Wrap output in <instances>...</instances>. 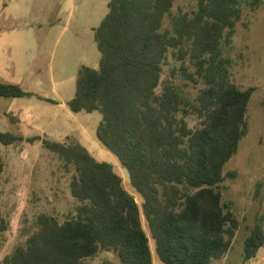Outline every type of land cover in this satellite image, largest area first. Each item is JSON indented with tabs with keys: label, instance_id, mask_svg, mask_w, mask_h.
<instances>
[{
	"label": "trees",
	"instance_id": "trees-1",
	"mask_svg": "<svg viewBox=\"0 0 264 264\" xmlns=\"http://www.w3.org/2000/svg\"><path fill=\"white\" fill-rule=\"evenodd\" d=\"M176 1L110 0L95 31L99 68L79 71L68 103L73 113L102 114L97 138L128 170L141 204L112 165L80 143L29 138L55 153L67 171L74 169L70 192L78 205L64 223L40 214L36 231L3 264H85L100 251L113 252L117 264H154L143 217L163 264H211L231 249L239 221L223 204V170L248 134L255 89L233 82L223 42L234 36L243 5L258 9L263 0H198L192 13L174 15ZM170 50L182 62L183 78L203 85L194 102L162 80ZM31 95L0 82V97ZM190 111L201 120L196 129L186 121ZM21 141L0 132V145ZM3 167L0 154V174ZM6 230L0 214V234ZM263 245L257 225L245 240L244 261Z\"/></svg>",
	"mask_w": 264,
	"mask_h": 264
},
{
	"label": "rangeland",
	"instance_id": "rangeland-1",
	"mask_svg": "<svg viewBox=\"0 0 264 264\" xmlns=\"http://www.w3.org/2000/svg\"><path fill=\"white\" fill-rule=\"evenodd\" d=\"M109 2L0 0V82L19 85L32 94L0 97V132L24 137L14 145H0L4 162L0 214L7 223V230L0 234V264L36 231L40 214L54 216L60 223L76 214L78 201L70 192L74 169L67 171L55 153L39 140L28 142L29 138L80 143L97 161L112 165L124 188L141 204L128 170L97 138L102 114L73 113L68 106L76 93L79 71L99 68L95 31L108 14ZM197 4L198 0H178L172 12L192 13ZM169 26L167 17L164 27ZM223 51L232 60L233 82L240 89L255 90L246 115L248 134L223 170V204L235 214L239 228L229 252L211 264H264V245L254 258L244 261L246 238L257 225L264 231V0L258 9L243 5L242 19L231 40L223 42ZM181 64L170 50L162 80L176 84L194 102L203 85L184 79ZM186 121L191 129L201 122L192 111ZM143 220L154 264H163ZM105 261L119 263L113 252L100 251L85 264Z\"/></svg>",
	"mask_w": 264,
	"mask_h": 264
}]
</instances>
